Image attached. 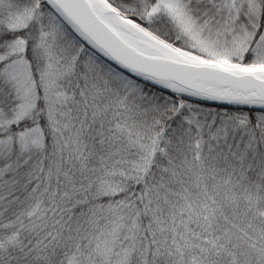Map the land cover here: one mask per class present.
<instances>
[{"label": "snow or ice", "instance_id": "snow-or-ice-1", "mask_svg": "<svg viewBox=\"0 0 264 264\" xmlns=\"http://www.w3.org/2000/svg\"><path fill=\"white\" fill-rule=\"evenodd\" d=\"M0 264H264V0H0Z\"/></svg>", "mask_w": 264, "mask_h": 264}]
</instances>
